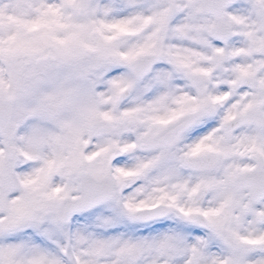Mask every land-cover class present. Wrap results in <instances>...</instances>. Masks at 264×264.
Instances as JSON below:
<instances>
[{"label":"snow or ice","instance_id":"6c2138e0","mask_svg":"<svg viewBox=\"0 0 264 264\" xmlns=\"http://www.w3.org/2000/svg\"><path fill=\"white\" fill-rule=\"evenodd\" d=\"M0 264H264V0H0Z\"/></svg>","mask_w":264,"mask_h":264}]
</instances>
